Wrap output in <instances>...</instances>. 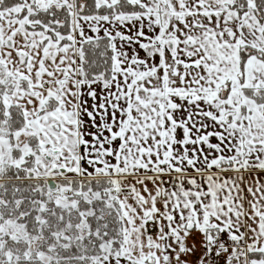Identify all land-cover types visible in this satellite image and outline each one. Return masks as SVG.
<instances>
[{"label":"snow or ice","instance_id":"6c2138e0","mask_svg":"<svg viewBox=\"0 0 264 264\" xmlns=\"http://www.w3.org/2000/svg\"><path fill=\"white\" fill-rule=\"evenodd\" d=\"M0 264H264V0H0Z\"/></svg>","mask_w":264,"mask_h":264}]
</instances>
